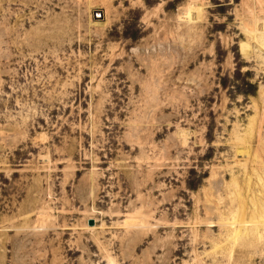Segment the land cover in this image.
Segmentation results:
<instances>
[{
  "label": "rangeland",
  "instance_id": "1",
  "mask_svg": "<svg viewBox=\"0 0 264 264\" xmlns=\"http://www.w3.org/2000/svg\"><path fill=\"white\" fill-rule=\"evenodd\" d=\"M184 3L0 0V264H264V0Z\"/></svg>",
  "mask_w": 264,
  "mask_h": 264
},
{
  "label": "bare ground",
  "instance_id": "2",
  "mask_svg": "<svg viewBox=\"0 0 264 264\" xmlns=\"http://www.w3.org/2000/svg\"><path fill=\"white\" fill-rule=\"evenodd\" d=\"M96 16H98V15H96ZM251 32L254 35V39L253 40L257 43L258 36L260 34H264V17H262V18L255 17L254 18V24H253V27L251 29ZM240 46H241L240 48L243 49V50H246V48H249V47H247L249 45H247V43H245V41L241 42ZM241 148L238 151L247 153V147H245V145L243 147H241ZM261 211L264 213V209L263 208H262ZM262 212H260V213H262ZM228 224L230 226H233L234 234L237 235L238 233L239 234L241 233V232H238V226H242L243 227L241 229L242 232H248V231H252V230H257L259 225H262L264 227V218L258 220L256 218L251 217V219L245 220L243 216H241L240 219H235L233 217L232 219H230L228 221ZM247 224H250V228H249L248 231H247L248 227H246ZM88 227L91 228V226H88Z\"/></svg>",
  "mask_w": 264,
  "mask_h": 264
},
{
  "label": "clouds",
  "instance_id": "3",
  "mask_svg": "<svg viewBox=\"0 0 264 264\" xmlns=\"http://www.w3.org/2000/svg\"><path fill=\"white\" fill-rule=\"evenodd\" d=\"M205 13L206 9L200 7L199 0H186V3L177 6L176 15L178 23L193 27L196 23L203 22L200 17Z\"/></svg>",
  "mask_w": 264,
  "mask_h": 264
},
{
  "label": "water",
  "instance_id": "4",
  "mask_svg": "<svg viewBox=\"0 0 264 264\" xmlns=\"http://www.w3.org/2000/svg\"><path fill=\"white\" fill-rule=\"evenodd\" d=\"M87 224L88 225H91L92 224V220L91 219H88Z\"/></svg>",
  "mask_w": 264,
  "mask_h": 264
}]
</instances>
